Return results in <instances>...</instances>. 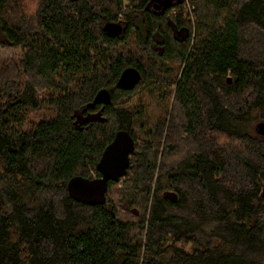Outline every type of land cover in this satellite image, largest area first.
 I'll list each match as a JSON object with an SVG mask.
<instances>
[{
	"label": "trees",
	"instance_id": "obj_1",
	"mask_svg": "<svg viewBox=\"0 0 264 264\" xmlns=\"http://www.w3.org/2000/svg\"><path fill=\"white\" fill-rule=\"evenodd\" d=\"M148 1L0 0V264H264V0ZM120 129L127 172L77 201Z\"/></svg>",
	"mask_w": 264,
	"mask_h": 264
},
{
	"label": "water",
	"instance_id": "obj_2",
	"mask_svg": "<svg viewBox=\"0 0 264 264\" xmlns=\"http://www.w3.org/2000/svg\"><path fill=\"white\" fill-rule=\"evenodd\" d=\"M104 29L109 34H119L122 27L118 23L107 22ZM141 81L140 72L132 66L125 67L116 82V87L130 90ZM111 94L106 88L99 89L93 98L94 103L107 104L110 102ZM255 131L264 135V122L257 123ZM135 146L134 140L129 133L120 129L115 132L112 141L104 148L101 158L97 164L100 177L84 178L73 177L68 182V193L77 201L89 205L102 204L105 202V194L109 181H118L125 175L130 165V154Z\"/></svg>",
	"mask_w": 264,
	"mask_h": 264
},
{
	"label": "flooded vegetation",
	"instance_id": "obj_3",
	"mask_svg": "<svg viewBox=\"0 0 264 264\" xmlns=\"http://www.w3.org/2000/svg\"><path fill=\"white\" fill-rule=\"evenodd\" d=\"M175 1L182 2L181 0H149L145 5V9L151 13L163 14L167 12V10L171 8L172 5H174Z\"/></svg>",
	"mask_w": 264,
	"mask_h": 264
},
{
	"label": "rangeland",
	"instance_id": "obj_4",
	"mask_svg": "<svg viewBox=\"0 0 264 264\" xmlns=\"http://www.w3.org/2000/svg\"><path fill=\"white\" fill-rule=\"evenodd\" d=\"M16 55H17V52H16V50L13 47H10V46H0V57L10 58V57H14ZM141 83H142V80H141V82L139 84H141ZM146 98H145V100H146ZM146 101H148V100H146ZM177 243L179 245L185 247V248L190 247V244L192 245L191 242H189V244H184L183 241H178Z\"/></svg>",
	"mask_w": 264,
	"mask_h": 264
}]
</instances>
